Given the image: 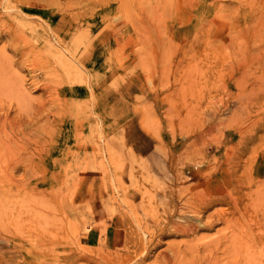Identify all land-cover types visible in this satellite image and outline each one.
I'll return each instance as SVG.
<instances>
[{
    "label": "rangeland",
    "instance_id": "obj_1",
    "mask_svg": "<svg viewBox=\"0 0 264 264\" xmlns=\"http://www.w3.org/2000/svg\"><path fill=\"white\" fill-rule=\"evenodd\" d=\"M147 4L0 0V264H264V0Z\"/></svg>",
    "mask_w": 264,
    "mask_h": 264
},
{
    "label": "bare ground",
    "instance_id": "obj_2",
    "mask_svg": "<svg viewBox=\"0 0 264 264\" xmlns=\"http://www.w3.org/2000/svg\"><path fill=\"white\" fill-rule=\"evenodd\" d=\"M44 1V0H43ZM55 1V0H54ZM79 1H82V0H79ZM91 1V0H90ZM147 1L150 3L151 0H95V5H99L100 9H107L108 11H111L112 12H119L120 15L123 16V22L119 25V27H117L118 25L114 24L113 22L110 21V16L108 15H105V14H102L100 15V13H96L94 14L96 11H93L91 10L93 7H89V9H85V11L83 10L82 12H78L76 14L75 17H77V19L79 20V18L82 16H84L87 12H90V15L91 17H93V21L92 22H89V24H87V31L89 32H94L97 30H101L102 33H111V32H114L115 30L117 31V29L119 28L120 30L125 28L126 30H130L132 29L133 27V24L131 22L132 20V17L136 19V17L138 19H140L141 21L144 20L146 17H148V14H149V7L148 6L149 4H147ZM70 2V1H68ZM12 3V2H11ZM51 3V2H50ZM84 3V2H83ZM5 5V4H4ZM55 6V5H54ZM59 6V5H58ZM74 6V5H73ZM148 6V7H147ZM5 7V6H4ZM10 7V6H9ZM60 7V6H59ZM65 7V6H64ZM70 8V7H69ZM4 9V8H3ZM7 10V9H6ZM65 10V8H64ZM90 10V11H89ZM106 10V11H107ZM92 11V12H91ZM118 13V14H119ZM74 14V15H75ZM114 14V13H113ZM119 15V16H120ZM34 16V15H33ZM67 16V15H66ZM118 16V15H117ZM120 16V17H122ZM51 17V16H50ZM53 17V15H52ZM90 17V18H91ZM113 18H116V17H113ZM112 18V19H113ZM118 18V17H117ZM76 19V18H74ZM7 20V19H6ZM74 21V20H73ZM77 21V20H76ZM134 21V20H132ZM75 22V21H74ZM11 23V22H10ZM145 23V22H144ZM71 25V28L73 26L72 23H70ZM13 26V25H12ZM36 26V25H35ZM81 27V26H80ZM78 27V24L73 27V28H80ZM34 28V27H33ZM86 28V27H84ZM118 29V30H119ZM5 31V32H12L13 31V28L7 24V21L5 22L4 19H3V14H0V32L1 31ZM82 30H85L82 28ZM9 34V33H8ZM6 37V36H5ZM22 38V37H21ZM13 39V38H12ZM16 39V38H15ZM26 41V38L24 39V42ZM34 41V40H33ZM10 43V42H9ZM28 43L30 42H27L26 45L28 46ZM6 44V43H5ZM8 44V42H7ZM31 44V43H30ZM34 45V44H33ZM47 45V44H46ZM26 46V47H27ZM3 47V45H2ZM30 47V46H28ZM25 48V47H24ZM1 49V48H0ZM30 49V48H29ZM28 49V50H29ZM34 49V48H33ZM27 50V49H26ZM4 51V49H3ZM1 52V51H0ZM36 53V52H35ZM4 54V53H3ZM4 56V55H3ZM6 56V55H5ZM47 68V67H46ZM45 68V69H46ZM1 73V72H0ZM5 73V72H4ZM3 73V74H4ZM18 75V74H17ZM1 84V83H0ZM3 85V84H2ZM1 87V86H0ZM4 88V87H2ZM22 90V88H21ZM23 92V91H22ZM24 95V93H22ZM25 96H23V99H24ZM26 100V98H25ZM28 100V99H27ZM24 134V133H23ZM8 144H0V149H6V148H9L10 147V141L7 140L6 141ZM189 145V144H188ZM193 151H194V148H193ZM187 152V151H186ZM198 152V151H197ZM192 155V154H191ZM224 164V163H223ZM223 168V166H221ZM226 167V166H225ZM234 170H237V169H234ZM215 171V170H214ZM225 171V169L223 170ZM229 171V172H228ZM228 171H225L227 173V177L229 174H232V169L228 170ZM234 174V173H233ZM253 174V172H252ZM226 175V174H225ZM232 177V175H231ZM230 177V178H231ZM225 178V177H224ZM229 178V177H228ZM227 178V179H228ZM221 184V183H220ZM201 189V188H200ZM201 192V190H199ZM198 191V192H199ZM257 193V191L255 192ZM254 193V194H255ZM190 196H192V198H195V199H202L206 204H205V208L207 209L208 206L213 202V201H210V196L208 195H200V194H191ZM204 199H203V197ZM255 197V196H254ZM213 198V197H212ZM219 199V198H218ZM217 200V199H216ZM189 204V203H188ZM221 215V214H220ZM228 215V214H227ZM232 215V214H231ZM207 216V215H206ZM223 216V215H221ZM226 216V215H224ZM214 215L210 216V218H213ZM215 217H219V216H215ZM206 218V217H205ZM224 220V224L227 223V230L223 231L222 234L220 236H218L216 238V240L213 242L215 244H218L221 243L223 245V249L226 254H225V261L222 263V264H245V262L242 260L243 259V254L241 253V244L242 243H245V235L246 233L244 232L243 233V230L241 229H244L245 227L241 228L239 226V224H236V220L234 221V217L233 219L230 217H221L220 220ZM237 219V217L235 218ZM240 219V218H238ZM241 220V219H240ZM216 221H219L218 219ZM213 222V221H212ZM240 222V221H239ZM209 223V222H208ZM238 223V222H237ZM241 224V223H240ZM243 224V223H242ZM212 224H203V226H211ZM196 225L194 223H190V222H186V223H181V224H175L173 225V229L175 231H179L181 232V234H188L190 232H193L195 229H196ZM1 239V238H0ZM210 241V240H209ZM208 241V242H209ZM202 244V243H201ZM204 245V243H203ZM202 245V246H203ZM207 245V243L205 244ZM201 246V247H202ZM200 246H193L192 244L188 245L187 246V249L190 250V251H194L195 249H198ZM203 248V247H202ZM224 254V253H223ZM177 255L179 256V254H174V258L177 257ZM234 256V258L232 257ZM166 258V257H165ZM172 258V259H174ZM230 258H233L232 260H230ZM168 260V258H166ZM170 261V260H169ZM168 261V262H169ZM175 262V261H174ZM172 263V262H171ZM170 263V264H171Z\"/></svg>",
    "mask_w": 264,
    "mask_h": 264
}]
</instances>
